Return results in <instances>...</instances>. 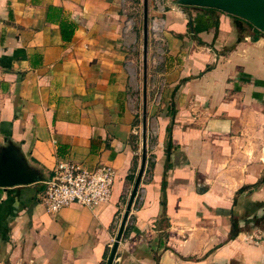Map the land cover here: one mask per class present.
I'll return each mask as SVG.
<instances>
[{
	"label": "crops",
	"instance_id": "obj_1",
	"mask_svg": "<svg viewBox=\"0 0 264 264\" xmlns=\"http://www.w3.org/2000/svg\"><path fill=\"white\" fill-rule=\"evenodd\" d=\"M212 9L148 0L146 166L112 264H264V34ZM142 19L143 0H0V154L40 178L0 187V264H105L140 161ZM68 159L115 169L108 204L45 210Z\"/></svg>",
	"mask_w": 264,
	"mask_h": 264
},
{
	"label": "water",
	"instance_id": "obj_2",
	"mask_svg": "<svg viewBox=\"0 0 264 264\" xmlns=\"http://www.w3.org/2000/svg\"><path fill=\"white\" fill-rule=\"evenodd\" d=\"M175 4L181 6H195L202 8H214L224 13L239 17L264 34V0H175ZM143 109L141 126V154L135 178L127 198L119 226L110 247L105 264H112L116 250L123 235V231L129 217L134 199L146 166V67H147V36H148V0H143ZM40 178L36 171L28 169L19 159L12 148L3 150L0 154V187H12L27 185L38 181Z\"/></svg>",
	"mask_w": 264,
	"mask_h": 264
},
{
	"label": "built area",
	"instance_id": "obj_3",
	"mask_svg": "<svg viewBox=\"0 0 264 264\" xmlns=\"http://www.w3.org/2000/svg\"><path fill=\"white\" fill-rule=\"evenodd\" d=\"M153 1L156 8L161 9L165 0ZM161 29L160 22L154 18L150 30L158 33ZM115 177V169L106 163L89 168L69 159L61 160L52 175L43 181L37 197L49 213H57L73 204L95 210L110 202Z\"/></svg>",
	"mask_w": 264,
	"mask_h": 264
},
{
	"label": "trees",
	"instance_id": "obj_4",
	"mask_svg": "<svg viewBox=\"0 0 264 264\" xmlns=\"http://www.w3.org/2000/svg\"><path fill=\"white\" fill-rule=\"evenodd\" d=\"M202 9H211V10H213L212 8H202ZM191 26H192V24H191ZM61 34H62V37L64 39H69L70 38V33H67L66 29H64L62 27H61ZM167 114L169 116H171V118H173V116L175 114V111L173 110V106H171V108H169L167 110ZM166 131H167V140H166V144H165V154H166V159H167L169 157L171 149L173 148V143L171 141V124H169L167 126ZM166 166L168 167V165H166ZM165 177H166V175L164 174L163 180H162V184H161V201H160V203H161V206H162L163 209L165 208V186H166ZM128 179L129 180L133 179V172L131 174L129 173ZM127 229H128V227L125 228L124 234H126ZM238 231H239V229L234 227L233 231L230 234V237L231 238L234 237L238 233Z\"/></svg>",
	"mask_w": 264,
	"mask_h": 264
},
{
	"label": "rangeland",
	"instance_id": "obj_5",
	"mask_svg": "<svg viewBox=\"0 0 264 264\" xmlns=\"http://www.w3.org/2000/svg\"><path fill=\"white\" fill-rule=\"evenodd\" d=\"M153 4H154V1H153ZM154 8L156 9V6L154 5ZM154 18H150V16L148 15V31H150V25H151V21L153 20ZM153 98H155V95H153ZM156 99V98H155ZM155 101V100H154ZM140 121H141V117L140 118H137L136 119V122L137 123H139V125H141L140 124ZM154 129V128H153ZM152 131H154V130H152ZM150 142L149 143H151V144H153L154 143V140H155V137H154V133L153 132H151V134H150ZM147 151V150H146Z\"/></svg>",
	"mask_w": 264,
	"mask_h": 264
}]
</instances>
